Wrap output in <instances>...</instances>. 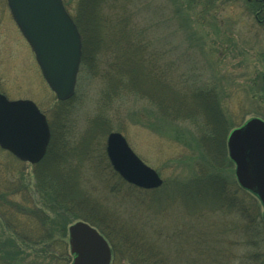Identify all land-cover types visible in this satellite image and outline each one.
Wrapping results in <instances>:
<instances>
[{"label": "rangeland", "instance_id": "rangeland-1", "mask_svg": "<svg viewBox=\"0 0 264 264\" xmlns=\"http://www.w3.org/2000/svg\"><path fill=\"white\" fill-rule=\"evenodd\" d=\"M68 1L71 14L76 0ZM132 4L128 26L133 32L147 31L145 38L149 45L141 53L143 62L164 66L165 84L182 89L180 80L183 79L186 84L193 80L198 86L212 87L228 124L226 133L253 116L264 118V90L261 85L264 74V26L255 22L245 0H136ZM111 52H107L108 56ZM96 70L99 72L98 68ZM136 77L139 78V75ZM101 85L102 80L98 75L91 78L78 71L75 92L69 103L72 113L69 141L76 140L87 129L81 135L83 139L94 136L97 138L95 143L104 146L107 133L118 129L134 153L155 169L162 183L149 188V192L142 195L143 199H129L122 191L116 193L108 189L113 180L107 171L91 167L87 169L84 187L87 192L99 197V203L104 208L98 205V211H105L103 209L106 208L113 212V216L108 215L115 221V230L128 229L138 235L142 232L137 225H146V217H152L149 219L150 226L143 234L149 237L148 243L162 250L166 259L163 264H201L196 257L206 245L200 232L207 230L217 232L215 235L222 239L225 247L222 250L227 252L228 258L237 260L246 255L244 251L247 248L237 241L234 230L229 229L232 226L228 227V224H234L232 221L237 213L232 211L227 215H218L207 208L213 206V200L206 199L215 197L213 191L217 188L201 190L192 199L188 197L194 195L193 187L182 186L185 183L191 185L189 181L195 176V164L202 162L194 140L197 133L195 124L182 117L172 119L168 113H165L167 116L160 114L155 105L137 98L132 92L109 99L102 106L99 119H95L96 111L103 102L99 97ZM151 85L148 81L145 87ZM162 88L163 94L159 97L167 103L170 92L166 85ZM0 93L8 99H30L47 116L57 101L42 77L29 44L14 22L6 0H0ZM155 95L153 93L157 99ZM98 121H107L110 130L106 132L95 125ZM229 164L221 174L227 176L226 180L236 181L234 164ZM33 165L18 160L0 148V188L4 185L6 188L18 185L31 188ZM235 186L239 190L231 195L240 198L248 212L252 206L245 193L247 191L242 190L237 182ZM167 188L168 191L172 189L171 194L164 192ZM155 191L160 195L152 197ZM177 191L184 192V195ZM21 198L13 196L15 201ZM242 203L239 202L241 206ZM259 211H262L261 205ZM151 214L153 216H149ZM18 219L25 227L38 229L32 220L27 223L28 219L23 216ZM77 220L83 219L75 218L71 223ZM119 233L115 235L119 236ZM114 243L116 253L121 257L123 244L117 238ZM68 256L67 264L72 258L69 251ZM119 257L115 259L111 256L110 264H127L125 259ZM55 264H64L63 258Z\"/></svg>", "mask_w": 264, "mask_h": 264}, {"label": "trees", "instance_id": "trees-1", "mask_svg": "<svg viewBox=\"0 0 264 264\" xmlns=\"http://www.w3.org/2000/svg\"><path fill=\"white\" fill-rule=\"evenodd\" d=\"M62 1L70 13L69 1ZM135 1L76 0L74 12L70 14L81 38L79 71L91 78L98 75L102 80L99 97L103 102L96 111L98 113L95 119H99L102 106L109 99H116L124 92H132L137 98L155 105L160 114L167 116L165 113H168L171 115L169 118L182 117L195 124L197 133L194 140L202 162L195 164V176L189 181L191 185L185 183L182 186L193 187L194 195L188 197L192 199L196 198L201 190L217 188L213 191L215 197L206 199L213 200V206L209 205L207 208H211L209 210L218 215L235 211L237 216L232 221L234 224H228V227L232 226L229 229L234 230L237 241L247 248L244 251L247 254L242 258H228L227 252L222 250L225 248L221 243L222 239L218 234L215 235L217 232L207 230L200 232L206 246L201 248L196 260L199 258L201 264H264V217L259 211V201L253 194L245 192L252 206L246 212L240 198L231 195L239 190L235 186L236 181L226 180L227 176L221 174L223 168L232 162L226 147L228 124L221 112L217 93L212 87L196 85L193 80L186 84L181 79L182 89L176 85L169 87L164 83V66L143 62L141 53L145 46L149 45L145 38L147 31L142 29L133 32L127 21L131 20L130 5ZM245 4L255 22L264 26V0H245ZM110 50L113 51L111 57L107 54ZM136 75H139V78ZM261 77L264 90V74ZM148 81L152 85L145 87ZM164 84L170 92V101L167 103L159 97L163 94ZM153 93L157 95V99ZM72 98L73 96L65 101L57 100L48 116L46 115L50 139L43 158L32 167V184L28 183L31 188L27 185L13 188H6L4 185L0 188V264H55L62 258L64 264H67V226L75 218L83 219L99 229L109 241L115 259L119 257L114 247V239L117 238L123 244L119 258L125 259L127 264H163L166 259L162 250L148 243L149 237L143 234L146 227L150 226L149 219L152 217H146V225H137L141 235L128 229L115 230V221L108 215L110 213L113 216V212L106 208L103 209L105 211L99 212L97 206L103 207L99 203V197L86 191L84 182L87 169L98 167L107 171L113 180L109 188L107 186L110 191H122L129 199L142 198V195L149 192L127 184L112 170L104 146L95 143L97 138L92 136L91 139L84 140L81 136L87 129H84L76 140L69 141L72 114L69 103ZM106 122L98 121L95 125L108 132L110 127ZM92 123L93 121L90 124ZM164 192L171 194L172 189L169 188L168 191L167 188ZM176 193L184 195V192ZM155 194L160 195L156 192L152 197H155ZM15 195L20 198L22 195L21 200L15 201ZM19 216L28 219L27 223L32 220V224L38 225V229L25 227L18 219ZM119 231V236L115 235ZM218 258L221 259L220 262Z\"/></svg>", "mask_w": 264, "mask_h": 264}, {"label": "water", "instance_id": "water-1", "mask_svg": "<svg viewBox=\"0 0 264 264\" xmlns=\"http://www.w3.org/2000/svg\"><path fill=\"white\" fill-rule=\"evenodd\" d=\"M11 16L29 44L41 74L58 100L75 90L81 61V38L62 0H6ZM50 139L45 114L30 99H8L0 93V147L15 157L36 163ZM228 157L234 163L238 185L254 193L264 215V120L253 116L227 135ZM107 158L119 176L141 188L162 183L155 169L145 164L119 131L105 139ZM70 264H109L107 240L91 224L77 220L68 225Z\"/></svg>", "mask_w": 264, "mask_h": 264}, {"label": "bare ground", "instance_id": "bare-ground-1", "mask_svg": "<svg viewBox=\"0 0 264 264\" xmlns=\"http://www.w3.org/2000/svg\"><path fill=\"white\" fill-rule=\"evenodd\" d=\"M44 156V155H43ZM43 156L39 159V161L43 158Z\"/></svg>", "mask_w": 264, "mask_h": 264}]
</instances>
